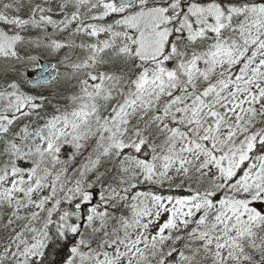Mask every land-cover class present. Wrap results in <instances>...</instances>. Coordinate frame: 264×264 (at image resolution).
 <instances>
[{
    "label": "snow or ice",
    "instance_id": "snow-or-ice-1",
    "mask_svg": "<svg viewBox=\"0 0 264 264\" xmlns=\"http://www.w3.org/2000/svg\"><path fill=\"white\" fill-rule=\"evenodd\" d=\"M0 264H264V0H0Z\"/></svg>",
    "mask_w": 264,
    "mask_h": 264
}]
</instances>
